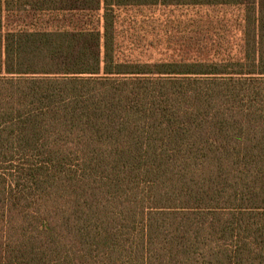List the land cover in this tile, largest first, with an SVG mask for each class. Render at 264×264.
<instances>
[{
    "label": "trees",
    "instance_id": "trees-1",
    "mask_svg": "<svg viewBox=\"0 0 264 264\" xmlns=\"http://www.w3.org/2000/svg\"><path fill=\"white\" fill-rule=\"evenodd\" d=\"M173 7L241 48L122 57ZM0 264H264V0H0Z\"/></svg>",
    "mask_w": 264,
    "mask_h": 264
},
{
    "label": "rangeland",
    "instance_id": "rangeland-1",
    "mask_svg": "<svg viewBox=\"0 0 264 264\" xmlns=\"http://www.w3.org/2000/svg\"><path fill=\"white\" fill-rule=\"evenodd\" d=\"M197 12V9L184 7L122 9L118 21L120 54L127 59L156 62L202 58L210 51L213 55L227 53L225 50L235 53L241 48L242 33L237 25L198 24ZM42 17L37 22L39 26L52 27L60 23L56 15L43 14ZM95 19L89 17L87 21L93 23Z\"/></svg>",
    "mask_w": 264,
    "mask_h": 264
}]
</instances>
